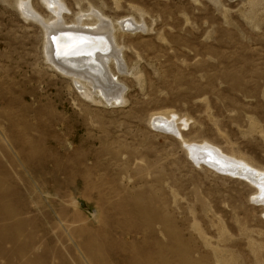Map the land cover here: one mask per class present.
<instances>
[{"label":"rangeland","instance_id":"1","mask_svg":"<svg viewBox=\"0 0 264 264\" xmlns=\"http://www.w3.org/2000/svg\"><path fill=\"white\" fill-rule=\"evenodd\" d=\"M20 2L57 24L43 0H0V264H264L242 176L264 171V0H60V24L114 29L111 104L52 67Z\"/></svg>","mask_w":264,"mask_h":264},{"label":"bare ground","instance_id":"2","mask_svg":"<svg viewBox=\"0 0 264 264\" xmlns=\"http://www.w3.org/2000/svg\"><path fill=\"white\" fill-rule=\"evenodd\" d=\"M43 3L45 4L46 8L52 13V15L54 14V17L57 19V24L55 26H48L46 22L45 24L42 23L43 21L38 18L39 16H35V14L32 13L33 11L30 12V9L28 10L29 6L27 7L25 2L19 3V9L21 11L20 14L25 18H28L29 15L31 16L30 18L34 19V21L36 20L38 23L43 24L44 32L46 35V45L44 49L47 50V57L50 61L48 62L53 65L51 66L58 70L60 73L64 74V76L72 79L78 90L84 93L85 96L89 97L90 100L91 97L93 98L95 95H100V98L106 103L110 102L111 104L116 101H121L122 97L120 95L122 93L123 87H118V80L114 81L116 78L114 79V75H111V72H109L108 70V65L111 61L114 62L116 66H120L118 59L120 55L119 51H117L116 49L118 47L114 43V39L111 38L114 29H110L108 25L105 24V18L94 13L93 15L96 18V22L94 23L82 22L81 19H83V15H80L76 18L72 26H64L60 24L61 22L59 21L60 17L62 18L63 15L62 12L64 11V4H62L60 0H43ZM126 22L127 20H124L120 23V25L118 24L121 29H123V27L127 28L124 26ZM130 25L134 26L133 23ZM80 33L91 35L92 37L80 36L78 35ZM83 41H87L88 43L80 44ZM63 50H68L67 55H60V52ZM87 50L89 51L87 54L83 55L81 53ZM167 117L161 113L155 114V116L152 118V123L156 124L155 127L163 129L165 131H175L178 127L176 129H172V123ZM191 146V149H188V153H190L192 157L198 158L201 151H204L206 153H209L210 155H205L203 157V160L209 156V158L212 159V163L210 162L209 164H211L212 166L218 167L214 162H217L220 165L231 164L235 167L220 169L224 170L225 172H229L230 170H232L236 174L238 173L237 171H243V169H241V167L244 166L241 165L242 163L238 164L235 161L225 160L224 158L222 159L218 152L212 147H207L205 145ZM186 147L188 148L189 146L186 145ZM238 166L240 167V169L238 168ZM241 175L242 174H239V176ZM242 176L248 178L250 183L257 187L259 194L256 196V199L259 201H263L264 203V171L261 172L256 170L255 172H248V175L244 174ZM160 262L163 263V261ZM143 264L153 263L143 261Z\"/></svg>","mask_w":264,"mask_h":264},{"label":"water","instance_id":"3","mask_svg":"<svg viewBox=\"0 0 264 264\" xmlns=\"http://www.w3.org/2000/svg\"><path fill=\"white\" fill-rule=\"evenodd\" d=\"M217 166H218V168L220 169H224V168H228V167H235L234 165H220L219 163H215ZM243 174H245V172H243Z\"/></svg>","mask_w":264,"mask_h":264}]
</instances>
